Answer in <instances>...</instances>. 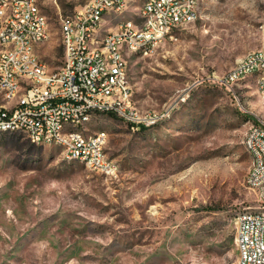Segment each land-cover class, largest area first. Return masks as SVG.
Segmentation results:
<instances>
[{
	"label": "rangeland",
	"instance_id": "1",
	"mask_svg": "<svg viewBox=\"0 0 264 264\" xmlns=\"http://www.w3.org/2000/svg\"><path fill=\"white\" fill-rule=\"evenodd\" d=\"M36 1L50 27L37 52L56 71L60 19L91 0ZM200 3L195 24L128 62L135 103L167 116L140 129L111 113L88 123L105 133L113 171L0 132V264L235 263L236 218L259 207L244 141L264 99L253 79L229 89L213 77L262 45L264 0Z\"/></svg>",
	"mask_w": 264,
	"mask_h": 264
},
{
	"label": "built area",
	"instance_id": "2",
	"mask_svg": "<svg viewBox=\"0 0 264 264\" xmlns=\"http://www.w3.org/2000/svg\"><path fill=\"white\" fill-rule=\"evenodd\" d=\"M133 1L91 0L63 15V66L53 71L37 52L50 36L37 1L0 0V132H23L33 144L55 145L89 169L113 171L105 133H89L88 123L97 113L114 114L134 129L164 119L168 110L135 103L129 59L174 39L201 17L200 0H145L135 18L115 21ZM249 79L264 99V41L213 77L229 89ZM244 144L251 156L245 184L259 207L236 218L234 264H264V116L252 122Z\"/></svg>",
	"mask_w": 264,
	"mask_h": 264
},
{
	"label": "bare ground",
	"instance_id": "3",
	"mask_svg": "<svg viewBox=\"0 0 264 264\" xmlns=\"http://www.w3.org/2000/svg\"><path fill=\"white\" fill-rule=\"evenodd\" d=\"M236 224H237V219H236Z\"/></svg>",
	"mask_w": 264,
	"mask_h": 264
}]
</instances>
